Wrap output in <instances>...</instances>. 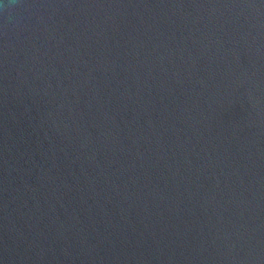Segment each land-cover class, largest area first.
Here are the masks:
<instances>
[{"label": "water", "instance_id": "95a60500", "mask_svg": "<svg viewBox=\"0 0 264 264\" xmlns=\"http://www.w3.org/2000/svg\"><path fill=\"white\" fill-rule=\"evenodd\" d=\"M0 264H264V0H0Z\"/></svg>", "mask_w": 264, "mask_h": 264}]
</instances>
